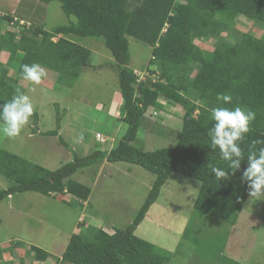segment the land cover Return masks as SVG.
Segmentation results:
<instances>
[{
    "label": "trees",
    "instance_id": "trees-1",
    "mask_svg": "<svg viewBox=\"0 0 264 264\" xmlns=\"http://www.w3.org/2000/svg\"><path fill=\"white\" fill-rule=\"evenodd\" d=\"M59 2L67 17L75 23L59 26L52 32L44 26L21 27L18 32H0V53H7V64L0 62V112L19 88L13 83L10 70L18 65L17 76L24 64L39 63L56 75L55 84L77 82L85 69H97L92 64V51L81 46L78 39H102L109 52L112 69L118 76L119 93L123 100L122 121L128 129L123 139L110 151H95L87 157L77 156L59 136L62 113L57 107L56 128L47 136L59 137L73 160L56 171L0 151V177L13 183L0 191V203L17 194L29 192L48 197L69 195L88 202L92 190L70 180L78 171L100 165L126 163L138 166L155 176L153 186L131 225L106 233L101 229L74 233L56 264H167L171 255L138 236V228L157 203L162 189L172 175L191 178L201 184L194 211L234 227L248 198L249 181L243 172L249 166L248 154L264 144V37L236 30V21L243 17L264 29V0H39ZM15 15L0 18V30L14 23ZM17 18V17H16ZM17 27L18 23H15ZM223 34L233 38L226 40ZM60 37L56 42L54 38ZM151 49V58L143 71L151 75L138 84L131 69L129 40ZM216 41L211 51L196 45L197 40ZM103 67V66H102ZM160 74L162 82L154 75ZM61 87H59L60 89ZM58 89V90H59ZM219 94L231 95L225 104ZM195 101H191L187 96ZM183 109L181 132L173 149L144 152L133 144L149 111L163 112L166 104ZM240 106L255 112L250 131L240 142L244 153L240 166L233 171L230 161H224L218 146L208 135L215 121L211 109ZM65 113V111H64ZM157 114V113H156ZM35 125L39 114L30 117ZM3 124V120L0 119ZM161 126V125H158ZM107 144V143H106ZM211 166L220 167L228 178L217 181ZM54 195V196H53ZM191 243L198 245L195 239ZM22 248V242L17 244ZM1 246V245H0ZM200 252V251H199ZM36 262H46L51 254L36 246L27 251ZM218 264H239L222 257ZM13 262V261H12ZM3 251H0V263ZM25 264L23 260L20 262Z\"/></svg>",
    "mask_w": 264,
    "mask_h": 264
},
{
    "label": "rangeland",
    "instance_id": "rangeland-1",
    "mask_svg": "<svg viewBox=\"0 0 264 264\" xmlns=\"http://www.w3.org/2000/svg\"><path fill=\"white\" fill-rule=\"evenodd\" d=\"M2 14L15 15L29 26L43 25L48 32L76 22L74 17L63 13L59 2L0 0ZM235 28L257 38L264 37L263 28L243 17L236 21ZM8 31L22 33L21 28L10 26L0 30L2 34ZM223 37L230 42L234 40L227 34ZM71 39L90 48L92 64L97 69L84 70L77 82L65 86L55 84L56 75L46 70L47 76L39 85H34L19 79L18 65H13L11 80L25 88V94L30 96L34 112L40 119L35 125L29 118L16 137H7L0 131V151H8L50 171H56L72 160V153L60 138L77 156L87 157L95 151L116 146L128 129L121 120L123 104L118 76L109 68L113 60L103 40ZM215 44L213 39L196 41V45L208 51ZM129 49L131 69L143 71L151 58V49L133 39L129 40ZM8 59L7 53H0V62L7 64ZM33 87L35 91L29 92ZM187 97L195 101L191 96ZM165 104L163 112L146 113L133 144L136 148L154 152L176 146L183 109ZM56 106L62 113L60 138L46 135L56 128ZM116 109L119 117L114 118ZM2 126L0 123V128ZM97 135H101L107 144L100 143ZM107 163L101 168L100 164L78 171L70 178L92 190L88 208L79 205L69 195L48 197L34 192L17 194L0 203V251L4 253V263L11 260L12 264H20L16 254L24 257L26 264H38L32 255L27 254L30 246H36L51 254L48 262L43 264H56L74 233L101 229L111 234V229L107 232L102 227L125 230L131 225L148 197L155 176L138 166ZM12 186L11 181L0 177V191ZM200 187L198 181L172 175L136 236L168 252L171 257L167 264H218L222 257L239 264H264V200L248 196L237 224L230 228L217 219L194 211ZM191 238L197 241V246L191 243ZM19 242L24 244L22 248L17 245Z\"/></svg>",
    "mask_w": 264,
    "mask_h": 264
},
{
    "label": "clouds",
    "instance_id": "clouds-1",
    "mask_svg": "<svg viewBox=\"0 0 264 264\" xmlns=\"http://www.w3.org/2000/svg\"><path fill=\"white\" fill-rule=\"evenodd\" d=\"M21 69L22 78L34 85H39L42 79L47 76L46 69L39 63L24 64ZM28 91L34 92L35 88H30ZM217 98L225 104L232 101L231 95L228 94H219ZM33 112L34 107L30 96L18 88L16 95L3 105L2 112H0V119L4 122L0 131L10 138L18 136L29 122ZM255 117V112L246 107L237 106L234 109L215 107L211 109V119L215 123L208 135L211 136L213 145L218 146L223 160L230 161L233 171L239 168L241 161L232 159V157H243L244 153L240 142L250 131L249 125L255 120ZM256 143L264 144V141ZM248 164L249 166L243 172V178L249 181L248 195L251 199L264 200V148L259 150L258 156L255 152L249 153ZM211 171L215 174L217 181L228 178L227 173L220 167L211 166Z\"/></svg>",
    "mask_w": 264,
    "mask_h": 264
},
{
    "label": "built area",
    "instance_id": "built-area-1",
    "mask_svg": "<svg viewBox=\"0 0 264 264\" xmlns=\"http://www.w3.org/2000/svg\"><path fill=\"white\" fill-rule=\"evenodd\" d=\"M3 16H5V14H2V15H0V18H2ZM15 23H18V25H17V28H24V27H27V23L25 22V21H23V20H21V19H18V18H14V23H12L11 25H10V27H15L16 26V24ZM29 26V25H28ZM31 26H29V28H30ZM28 28V27H27ZM135 75H136V77H137V83L138 84H140V83H142V82H144V81H146L147 80V78H150L151 77V75H150V73L148 72V71H143V72H138V71H135ZM153 79L156 81V82H162V83H164V80H161V78H160V74L159 73H157V75H154L153 76ZM97 140L98 141H100V143H102V144H106L107 143V141L104 139V138H102V136L101 135H97ZM54 196V195H53Z\"/></svg>",
    "mask_w": 264,
    "mask_h": 264
},
{
    "label": "crops",
    "instance_id": "crops-1",
    "mask_svg": "<svg viewBox=\"0 0 264 264\" xmlns=\"http://www.w3.org/2000/svg\"><path fill=\"white\" fill-rule=\"evenodd\" d=\"M100 67L103 68L102 66H100ZM98 69H99V68H98ZM86 70H88V69H85V71H86ZM23 88H24V87H23ZM115 94H116V93H115ZM120 97H121V95H120ZM121 99H122V97H121ZM122 104H123V100H122ZM112 105H113V101H112ZM111 113H112V111H111ZM111 113H110V114H111ZM113 115H114V116H113L114 118H115V117H119V114H117V109L114 111ZM120 115H121V114H120ZM121 120H122V119H121ZM59 136H60V133H59ZM62 148H63V147H62ZM112 148H113V147H112ZM112 148H110L109 150L106 149V151H110ZM71 156H72V154H71ZM71 156H70V157H71ZM72 160H73V156H72ZM72 160H71V161H72ZM71 161H70V162H71ZM70 162H69V163H70ZM106 163H107V162L102 163V164L100 165V168L103 167V166H106ZM107 164H108V163H107ZM130 172H131V169H130ZM149 190H151V187H149ZM73 199H75V198H73ZM75 201H77V202L79 203V205H81V206H85V208H88L89 205H90V200H89L88 202H85V203H84V202H81V201H78L77 199H75ZM139 209H140V208H139ZM139 209H138V210H139ZM137 212H138V211H137ZM148 216H149V214H148ZM148 216H147V217H148ZM146 220H147V218H146ZM130 222H131V221H130ZM102 228L106 229L107 232L110 231V229H111V231H114V230L116 229V228L113 227V226H103ZM139 229H140V227H139ZM139 229H138V230H139ZM137 232H138V231H137ZM15 256H17V259H16V258H15V259L18 260L19 262H21V260H23V262H25V261H24V260H25L24 257H22V256H18V255H16V254H15ZM4 257H5V256H4V253H3V262H5V258H4ZM49 259H50V258H49ZM49 259H48V260H49ZM10 261H11V260H10ZM10 261H9V262H10ZM46 262H48V261H46ZM46 262H37V263H38V264H43V263H46ZM6 263H8V262H6ZM12 263H14V262H12ZM0 264H1V263H0ZM20 264H21V263H20ZM25 264H26V262H25ZM29 264H31V263L29 262Z\"/></svg>",
    "mask_w": 264,
    "mask_h": 264
}]
</instances>
